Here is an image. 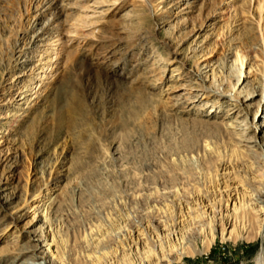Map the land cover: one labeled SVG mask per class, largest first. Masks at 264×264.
Instances as JSON below:
<instances>
[{
  "label": "rangeland",
  "instance_id": "1",
  "mask_svg": "<svg viewBox=\"0 0 264 264\" xmlns=\"http://www.w3.org/2000/svg\"><path fill=\"white\" fill-rule=\"evenodd\" d=\"M80 50L115 72L78 65ZM238 56L241 96L212 92L232 94ZM254 87L264 0H0V264H43L31 249L48 229V264H126L179 228L201 247L210 227L206 251L160 264L222 246L252 264L260 238L223 241L216 225L224 182L264 187V101L242 97Z\"/></svg>",
  "mask_w": 264,
  "mask_h": 264
},
{
  "label": "bare ground",
  "instance_id": "2",
  "mask_svg": "<svg viewBox=\"0 0 264 264\" xmlns=\"http://www.w3.org/2000/svg\"><path fill=\"white\" fill-rule=\"evenodd\" d=\"M57 2L51 6L52 8L57 7ZM89 50V49H88ZM80 52V53H79ZM78 53V62L79 65H89L93 64L95 67L99 68L102 72L105 73H114L115 69L113 66L109 65V62L107 61V58H101L95 54H93L90 51L80 50ZM240 62V68L238 75L236 77L235 87L232 94H228L225 91L221 92L220 90L214 89L212 92H217L220 94H225L229 98H234L237 100L241 94L239 92L241 89L238 90L240 85L243 83L245 76L247 75L248 71L244 70L247 67V63L245 64V61H242V57H237ZM237 61V60H236ZM238 62V61H237ZM243 67V68H242ZM76 69V68H75ZM238 69V68H237ZM236 90V91H235ZM261 90V103L264 101V90L263 87H254L249 93L242 95V97H253L255 93ZM219 91V92H218ZM236 94V95H235ZM224 95V96H225ZM264 117V116H263ZM264 148V146H263ZM63 152V151H62ZM62 152H59V155L56 159L57 163H61L62 158ZM15 153V152H14ZM10 154H5L6 159H8ZM264 161V158H263ZM57 165V164H56ZM226 168H224L225 170ZM253 179L257 178L256 176L252 177ZM257 180V179H256ZM255 183V182H254ZM252 185V184H251ZM261 185V184H260ZM260 185H254L255 187H251L244 183L243 179H235L233 178L232 183H225L221 186V191L226 192L225 193V199H224V208H223V214L221 215V218H219V222H217L218 225H216L217 230L219 231L220 238L223 241L232 240H245L249 241L253 238L263 237V229H264V187ZM250 187V188H249ZM23 192L26 193L27 200L31 197L30 192L28 189V182L24 184ZM223 195V194H222ZM206 196V195H205ZM224 197V196H223ZM222 197V198H223ZM2 202V201H0ZM3 203V202H2ZM186 209L189 210L191 207L186 206ZM203 210V209H202ZM22 209L17 211L15 214H13V218L17 219L20 216V212ZM204 211V210H203ZM183 216V215H182ZM200 213L193 215L192 219H199ZM191 217V216H190ZM201 217V216H200ZM43 219L46 218V214L44 212ZM210 219V217H208ZM212 218V217H211ZM201 219V218H200ZM185 218L180 219V226H186L187 228V222L185 225ZM195 221V220H194ZM193 221V222H194ZM198 221V220H197ZM192 222V221H191ZM211 219L208 221L209 224H211ZM210 226V225H209ZM183 228V227H182ZM168 229V228H167ZM184 229V228H183ZM182 229V230H183ZM212 228H209V231L203 234L201 238V247H199L196 243H190L185 245L183 241V233L178 229V236L176 235H169L168 232H165L163 234V237L165 238L164 244H159L158 247H156L155 251L152 249H145L142 248V256L137 255L136 257L131 258L130 256H127L125 261L126 264H160L163 260L167 262H171L168 258L170 255L175 256V261H179L182 259L183 256L190 255L193 256L197 253H202L206 251L209 246L214 242L215 235ZM187 230V229H186ZM47 250L48 248H53L52 254H57V242L55 240V236L53 233L50 232V229H48V240H47ZM222 252L223 249L226 251V248L224 246L221 247ZM28 250V249H25ZM34 252V257L42 259L43 264H48L49 259L47 258V250L43 251L41 249L32 248ZM135 252V251H134ZM137 253V252H136ZM23 264H31L30 262L24 261ZM252 264H264V252L263 250H259L255 257L253 258Z\"/></svg>",
  "mask_w": 264,
  "mask_h": 264
},
{
  "label": "built area",
  "instance_id": "3",
  "mask_svg": "<svg viewBox=\"0 0 264 264\" xmlns=\"http://www.w3.org/2000/svg\"><path fill=\"white\" fill-rule=\"evenodd\" d=\"M235 256H232V252L225 251L217 252L216 256H213L209 262H198V258L192 260L188 264H238ZM241 264V263H240Z\"/></svg>",
  "mask_w": 264,
  "mask_h": 264
},
{
  "label": "water",
  "instance_id": "4",
  "mask_svg": "<svg viewBox=\"0 0 264 264\" xmlns=\"http://www.w3.org/2000/svg\"><path fill=\"white\" fill-rule=\"evenodd\" d=\"M259 250H263V237L260 238Z\"/></svg>",
  "mask_w": 264,
  "mask_h": 264
},
{
  "label": "trees",
  "instance_id": "5",
  "mask_svg": "<svg viewBox=\"0 0 264 264\" xmlns=\"http://www.w3.org/2000/svg\"><path fill=\"white\" fill-rule=\"evenodd\" d=\"M252 246H248L247 247V249H246V253H248V252H251L252 251V248H251Z\"/></svg>",
  "mask_w": 264,
  "mask_h": 264
}]
</instances>
